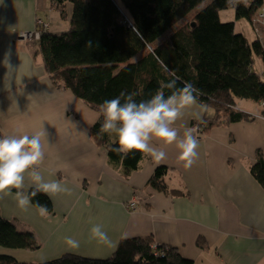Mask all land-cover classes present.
Returning a JSON list of instances; mask_svg holds the SVG:
<instances>
[{
  "label": "crops",
  "instance_id": "crops-1",
  "mask_svg": "<svg viewBox=\"0 0 264 264\" xmlns=\"http://www.w3.org/2000/svg\"><path fill=\"white\" fill-rule=\"evenodd\" d=\"M37 17L52 33L69 26L51 0H0V137L45 129V159L38 170L68 191L50 198L52 213L32 204L22 211L11 196L0 199L1 214L33 231L41 243L35 251L14 250L18 259L38 261L69 251L108 256L121 239L152 236L194 264H264V189L250 173L257 152L264 157V101L239 99L248 118L194 132L199 147L191 168L178 161L175 145L165 148L153 140L166 158L157 163L145 153L138 169L123 177L90 136L100 109L52 83L38 38L19 37L35 29ZM242 20H233L234 27ZM261 29L264 40V25ZM213 114L197 101L174 127L182 136L195 120ZM158 165L167 167L166 192L148 184ZM29 183L26 178L25 192ZM96 224L110 242L92 236ZM65 237L77 239L80 247L69 250Z\"/></svg>",
  "mask_w": 264,
  "mask_h": 264
},
{
  "label": "trees",
  "instance_id": "trees-1",
  "mask_svg": "<svg viewBox=\"0 0 264 264\" xmlns=\"http://www.w3.org/2000/svg\"><path fill=\"white\" fill-rule=\"evenodd\" d=\"M60 15L69 18V28L58 33L43 31L38 50L43 66L57 87L100 109L105 100L121 92L134 94L137 102L150 99L162 85L176 80L182 88L199 90L197 101L213 110L201 119L203 130L212 125L248 118L238 108L239 99L264 101V41L249 39L235 30L233 21L220 20V12L234 9V18H254L264 0H51ZM255 59L261 64L255 67ZM165 96L170 89L163 88ZM123 102V100H122ZM101 117L90 127V136L108 161L127 177L145 153L122 159L111 149L117 136L101 131ZM196 122V120H195ZM194 122V123H195ZM167 167L158 165L148 184L166 192ZM250 173L264 189V157L261 151ZM32 191L29 189L26 193ZM32 205L46 206L48 195L32 197ZM129 208L132 206L129 204ZM41 245L33 231L19 228L0 211V247L35 251ZM0 253V264H194L174 246L155 242L152 236L121 239L108 256L95 257L63 252L42 261L19 260Z\"/></svg>",
  "mask_w": 264,
  "mask_h": 264
},
{
  "label": "clouds",
  "instance_id": "clouds-1",
  "mask_svg": "<svg viewBox=\"0 0 264 264\" xmlns=\"http://www.w3.org/2000/svg\"><path fill=\"white\" fill-rule=\"evenodd\" d=\"M163 88L172 90L165 96ZM199 90L191 84L182 88L176 86V80L162 85L150 99L137 102L134 94L121 92L116 98L105 100L101 105L103 133H115L117 147L111 150L122 159L135 152L146 153L160 163L166 158L164 148L152 146V141H159L164 147L175 145L178 150V161L185 169L191 168L198 158V139L194 129L188 128L181 136L174 127L183 118L185 109L197 104ZM123 100V102H122ZM193 116L200 118L199 113ZM45 129L33 134H12L0 137V199L11 196L17 207L26 211L32 204V197L42 192L50 198L68 189L56 180H45L38 170L45 159L44 144L47 137ZM29 180L32 191L26 193L25 180ZM13 189L15 193L13 194ZM41 213L47 211L46 206L37 202ZM91 234L102 242H110L107 232L100 224L93 225ZM69 250L78 249L80 242L73 237H65ZM45 257H41L43 262Z\"/></svg>",
  "mask_w": 264,
  "mask_h": 264
},
{
  "label": "built area",
  "instance_id": "built-area-1",
  "mask_svg": "<svg viewBox=\"0 0 264 264\" xmlns=\"http://www.w3.org/2000/svg\"><path fill=\"white\" fill-rule=\"evenodd\" d=\"M37 26L35 27V29L33 30H28L26 32H20L18 35L20 38H22L23 40L26 41V39H29L30 37L34 36L35 38H39L40 34L45 31L48 27V23L43 20V19H38L37 20ZM258 25L260 27V25H264V7L262 8L261 12H258V14H256V17L254 18V31L257 32V28ZM260 37V36H259ZM203 123L202 121L197 120L196 123L191 126V128H193L195 131L194 132H198L200 130L203 129ZM131 206L134 205V202L130 204Z\"/></svg>",
  "mask_w": 264,
  "mask_h": 264
},
{
  "label": "rangeland",
  "instance_id": "rangeland-1",
  "mask_svg": "<svg viewBox=\"0 0 264 264\" xmlns=\"http://www.w3.org/2000/svg\"><path fill=\"white\" fill-rule=\"evenodd\" d=\"M236 19H238V18H236ZM241 19V18H240ZM220 20H222V21H233V20H235L234 19V11H233V9H230V8H226L225 9V11H221L220 12ZM239 23V25L237 24L236 25V27H235V30H238V31H242L244 34H245V36L247 37V38H249V39H252L255 35H254V33H253V30L251 31L250 29H249V23L246 21V20H242L241 22H238ZM243 24H244V26H245V29H243ZM67 28H69L68 26L66 27V28H64V29H61V30H67ZM257 33L259 34H261V40H263V35H262V32H261V25H260V27H259V25H258V28H257ZM264 41V40H263ZM255 67L257 68V67H259L260 68V63L258 62V60L257 59H255ZM193 129V128H192ZM199 132V131H198ZM13 250H20V249H13ZM13 250H10L9 248L7 249V248H5V247H0V253H7V254H12L13 253ZM83 255V254H82ZM85 255V254H84ZM19 256V255H18ZM20 257V256H19ZM19 261V260H18ZM21 261V260H20ZM38 261H41V260H38Z\"/></svg>",
  "mask_w": 264,
  "mask_h": 264
},
{
  "label": "bare ground",
  "instance_id": "bare-ground-1",
  "mask_svg": "<svg viewBox=\"0 0 264 264\" xmlns=\"http://www.w3.org/2000/svg\"><path fill=\"white\" fill-rule=\"evenodd\" d=\"M52 5H53V4H52ZM53 6H54V5H53ZM230 9H233V8H230ZM233 11H234V9H233ZM38 19H41V17H37V19H36V21H35V26L38 25V24H37V20H38ZM255 35H256L258 38H260V39L262 38L260 33L258 34L257 32H255ZM259 36H260V37H259ZM200 131H202V130H200ZM200 131L197 132V133H200Z\"/></svg>",
  "mask_w": 264,
  "mask_h": 264
}]
</instances>
